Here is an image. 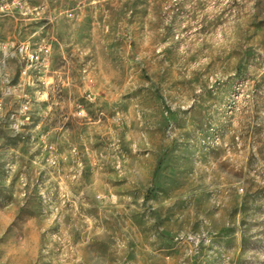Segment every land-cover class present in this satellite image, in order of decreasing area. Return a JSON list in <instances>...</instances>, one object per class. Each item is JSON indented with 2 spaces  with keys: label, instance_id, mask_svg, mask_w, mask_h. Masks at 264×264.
<instances>
[{
  "label": "rangeland",
  "instance_id": "374dc122",
  "mask_svg": "<svg viewBox=\"0 0 264 264\" xmlns=\"http://www.w3.org/2000/svg\"><path fill=\"white\" fill-rule=\"evenodd\" d=\"M31 4L0 15V264H264V0Z\"/></svg>",
  "mask_w": 264,
  "mask_h": 264
},
{
  "label": "built area",
  "instance_id": "2783aa9c",
  "mask_svg": "<svg viewBox=\"0 0 264 264\" xmlns=\"http://www.w3.org/2000/svg\"><path fill=\"white\" fill-rule=\"evenodd\" d=\"M95 1V0H91ZM36 8L32 7L31 0H7V3H0V15L13 16L17 19H27L33 14ZM68 18H73L75 14L72 11L66 12ZM51 48L49 45H40L34 48L28 42H22L16 45V54L22 60L26 61L27 66L32 67L33 64H40L41 70L47 69L50 63ZM26 72V69H25ZM12 94V87H5L3 95ZM27 106L21 110L25 115ZM3 110V97H0V123Z\"/></svg>",
  "mask_w": 264,
  "mask_h": 264
},
{
  "label": "bare ground",
  "instance_id": "6f19581e",
  "mask_svg": "<svg viewBox=\"0 0 264 264\" xmlns=\"http://www.w3.org/2000/svg\"><path fill=\"white\" fill-rule=\"evenodd\" d=\"M0 3H7V0H0Z\"/></svg>",
  "mask_w": 264,
  "mask_h": 264
}]
</instances>
